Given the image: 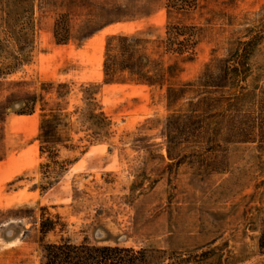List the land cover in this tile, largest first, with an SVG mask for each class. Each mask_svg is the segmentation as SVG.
Here are the masks:
<instances>
[{"label": "rangeland", "instance_id": "1", "mask_svg": "<svg viewBox=\"0 0 264 264\" xmlns=\"http://www.w3.org/2000/svg\"><path fill=\"white\" fill-rule=\"evenodd\" d=\"M196 1L184 20L197 30L194 61L172 84L251 41L237 84L257 96L243 100V122L250 106L257 116L264 0ZM166 3L0 0V264H41L43 246L60 239L197 256L190 264H264V150L231 144L215 172L178 165L166 154L165 87L104 82L105 39H162ZM47 220L54 230L43 237Z\"/></svg>", "mask_w": 264, "mask_h": 264}, {"label": "trees", "instance_id": "2", "mask_svg": "<svg viewBox=\"0 0 264 264\" xmlns=\"http://www.w3.org/2000/svg\"><path fill=\"white\" fill-rule=\"evenodd\" d=\"M196 2L167 0L169 22L162 39L108 36L102 72L106 84L165 87L166 106L172 111L165 121L168 160H176L178 165H199L215 172L226 164L225 148L231 144L254 143L259 153L264 150V110L254 116L250 102L249 114L244 122L241 118L243 100L248 97L253 101L257 97L254 90H245L237 84L251 41L232 43L227 55L206 63L196 80L178 86L172 84L183 72L182 66L194 61L197 30L185 25L184 20L196 7ZM65 36L66 31L59 27L56 38L63 40ZM241 45L247 50L243 55L239 54ZM54 118V115L43 116L41 127ZM39 139L49 142V129L41 130ZM184 151L187 154H182ZM53 230L51 221L40 222L39 232L43 237ZM258 248L264 251V230L260 233ZM195 257L182 252L134 250L117 245H92L85 241L74 244L68 239H60L43 246L41 264H190Z\"/></svg>", "mask_w": 264, "mask_h": 264}, {"label": "bare ground", "instance_id": "3", "mask_svg": "<svg viewBox=\"0 0 264 264\" xmlns=\"http://www.w3.org/2000/svg\"><path fill=\"white\" fill-rule=\"evenodd\" d=\"M108 31H109V30H108ZM108 31H107V32H108ZM110 31H111V30H110ZM107 32L105 31V32H103V34H105V33H107Z\"/></svg>", "mask_w": 264, "mask_h": 264}]
</instances>
